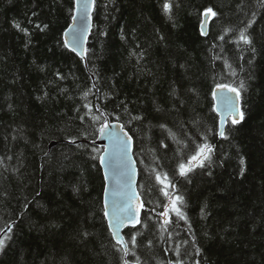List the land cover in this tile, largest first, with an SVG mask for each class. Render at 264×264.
<instances>
[{"label":"trees","instance_id":"obj_1","mask_svg":"<svg viewBox=\"0 0 264 264\" xmlns=\"http://www.w3.org/2000/svg\"><path fill=\"white\" fill-rule=\"evenodd\" d=\"M74 13L75 0H0V233L15 222L0 264H264V2L95 0L86 61L65 46ZM218 85L244 113L226 139ZM106 118L134 138L145 203L128 257L104 215ZM203 143L210 159L180 176ZM165 173L186 219L161 228Z\"/></svg>","mask_w":264,"mask_h":264},{"label":"water","instance_id":"obj_2","mask_svg":"<svg viewBox=\"0 0 264 264\" xmlns=\"http://www.w3.org/2000/svg\"><path fill=\"white\" fill-rule=\"evenodd\" d=\"M94 4H90L87 13H85L82 3L78 5L75 0V13L72 23L65 31V40L68 48L73 51L75 47V53L87 60V45L91 36L94 26ZM211 13H208L204 17L201 29L204 35H208L209 22ZM230 87V86H229ZM215 108L221 121H224L223 127L226 130L229 119L232 120L233 116L229 115L225 109L224 100L225 97H232L235 100V104L239 111H241V98H237L236 94L230 92L228 88H219L218 86L214 90ZM238 118V116H237ZM130 138V139H129ZM73 144L81 143V140L68 141ZM57 141H53L50 144V148L57 145ZM95 144L103 147V151L100 157V164L103 170L105 178V190H104V207L105 211L109 213L106 217L108 224L113 219L112 213L114 211V204L122 205L129 197L132 198V203L135 209L139 208V203L144 200L138 187L139 181V168L138 163L134 155V138L131 133L123 126L120 121H112L110 118H106V121L102 124L98 138L95 140ZM138 194V197H137ZM143 208L139 209V218L142 221ZM15 222H11L0 233V239L10 232ZM132 223H125L121 225L119 229L114 226L110 228L111 232L118 231L121 243H118L127 248V257L129 254V244L125 236V231L128 228H136L140 224H136L133 227ZM114 237V236H113ZM115 241L117 239L114 237ZM129 264H137L136 262H130Z\"/></svg>","mask_w":264,"mask_h":264},{"label":"snow or ice","instance_id":"obj_3","mask_svg":"<svg viewBox=\"0 0 264 264\" xmlns=\"http://www.w3.org/2000/svg\"><path fill=\"white\" fill-rule=\"evenodd\" d=\"M94 2H95V0H77L78 5H80L82 3V6H83L85 13H87V10H88L90 4H94ZM262 2H264V0H262ZM163 7H164L165 11H168V12L171 11V5L169 3H165ZM208 13H211L213 16L216 15V13L213 12V10L211 8L205 10V15H207ZM17 27H19V26L17 25ZM248 27H250V24L247 25L243 30H240L238 42H243L244 44L250 45L252 43V41L249 38V36L247 35V28ZM220 39H224V37L221 36ZM65 46H67V44H65ZM73 51H75V47H73ZM229 67H230V65H229ZM218 87L219 88H228L230 92H233L236 94L237 98L240 96V91L237 88L229 87L228 85H218ZM240 88L241 89L244 88V82L243 81L240 82ZM85 96H87V93H85ZM224 104H225V109H226L227 113L229 115L233 116V118L231 120V124L233 126L241 123L244 120V113L242 111L238 110V108L235 104V100L232 97H225ZM237 116H238V118H237ZM133 119H140V117H133ZM223 123H224V121H221V126H220V129L218 130V135L220 137H223L226 139L227 137L225 135ZM161 127H163V125ZM169 132H170V135H172L173 138H175V135L173 133H171L170 130H169ZM204 139L205 140L207 139L206 135H205ZM211 152H212V147L210 145H208L206 143L197 145L196 154L192 155L188 159L186 164L185 163L179 164V175L183 176V177H187L188 173H190L194 167H196V166L203 167L204 161L210 159V153ZM240 163L243 165V163H244L243 159H241ZM241 174H243V169H241ZM163 175H164L163 180H161V176L159 174H157L156 179H157V181H159L161 184L164 185V187L162 189H160V191H162L163 195L168 198L169 204L164 206L165 211L160 214L163 217H165V219L163 220V223L161 224V228H163L164 225H167L171 222L168 219L169 212L174 213L178 219H182V220L186 219V217L184 216V213L182 211V208H181V205L184 204V198L182 196H179V195L173 196L171 193H169L168 187L171 186L172 188H174L175 185L171 184V182L166 183L167 174L165 173ZM137 197H138V194H137ZM143 207H144L143 202H140L139 208L135 209V211H134V205L132 203L131 197H129L128 200L122 205L114 204V211L112 213L113 219L109 221V227L112 228L114 226L115 228L119 229V227L121 225H124L125 223H132L133 221H134L133 227H135L136 224L141 223V220L139 218V209L143 208ZM104 215H105V217H108L109 213L107 211H105ZM83 235L87 236L88 233L85 232V233H83ZM112 235L117 239V243H121V238L119 237L118 231L113 232ZM7 239H10V237H5L4 239H0V250H2L5 247ZM130 242L133 245H135L137 243L136 234L131 235V241ZM185 243H187V242L185 241ZM149 244H151V241H149ZM124 254L127 255V248L126 247H125ZM126 264H127V262H126ZM137 264H139V259H137Z\"/></svg>","mask_w":264,"mask_h":264},{"label":"bare ground","instance_id":"obj_4","mask_svg":"<svg viewBox=\"0 0 264 264\" xmlns=\"http://www.w3.org/2000/svg\"><path fill=\"white\" fill-rule=\"evenodd\" d=\"M102 126V125H101Z\"/></svg>","mask_w":264,"mask_h":264}]
</instances>
